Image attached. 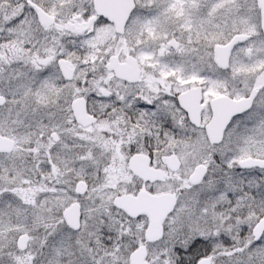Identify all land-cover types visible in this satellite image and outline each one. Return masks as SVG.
<instances>
[{"label": "snow or ice", "instance_id": "snow-or-ice-1", "mask_svg": "<svg viewBox=\"0 0 264 264\" xmlns=\"http://www.w3.org/2000/svg\"><path fill=\"white\" fill-rule=\"evenodd\" d=\"M0 264H264V0H0Z\"/></svg>", "mask_w": 264, "mask_h": 264}]
</instances>
